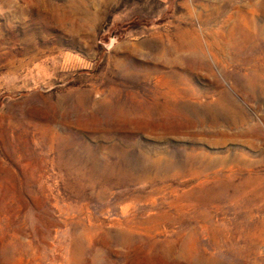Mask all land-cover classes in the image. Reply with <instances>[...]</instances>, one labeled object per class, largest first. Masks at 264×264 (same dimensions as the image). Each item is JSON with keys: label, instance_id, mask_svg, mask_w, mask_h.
Wrapping results in <instances>:
<instances>
[{"label": "rangeland", "instance_id": "obj_1", "mask_svg": "<svg viewBox=\"0 0 264 264\" xmlns=\"http://www.w3.org/2000/svg\"><path fill=\"white\" fill-rule=\"evenodd\" d=\"M168 84L201 116L165 135L98 110ZM120 142L212 166L91 175L83 146L111 165ZM222 235L264 264V0H0V264H190Z\"/></svg>", "mask_w": 264, "mask_h": 264}, {"label": "bare ground", "instance_id": "obj_2", "mask_svg": "<svg viewBox=\"0 0 264 264\" xmlns=\"http://www.w3.org/2000/svg\"><path fill=\"white\" fill-rule=\"evenodd\" d=\"M201 54H202L201 52L195 53L198 62L200 60V62L203 63L204 59ZM191 56L193 57V55ZM166 87H167L166 90H164L163 88H155L153 92L152 91L141 92L144 97V100L141 103L142 105L133 102V98L137 97L136 96L137 94H133L136 92H133L128 94L129 97L132 95L133 96L132 98L128 100H125V98L123 100V97L117 98L118 99L117 102H113L110 105L100 104L98 106V110L102 115L106 116L107 118L112 116L123 118L127 116V113L123 108V106L126 105V107L130 108V112L132 114L135 115L142 113V117L140 119L141 121L144 120L147 122L152 121L151 123H149L150 128H157L159 125H161L163 129V135H165L166 133V130L162 126V124L164 123L163 118L176 117V116H181L182 118H188L189 116L191 117L195 115L201 116V112L199 111V109H197L194 105L191 104L192 102L191 100H194V98H192L191 92L187 94L186 93L183 94L179 89L175 88V86L172 84H168ZM141 93L138 92V95H140ZM205 115L211 117L216 115V117H214L213 120H217L216 118H218L217 116L218 114L214 112L211 113L205 111ZM188 128L189 127L183 128L182 131L187 132ZM77 141L78 140L65 138L62 144L65 149L71 150V147L78 143ZM83 147H85L89 155V158H87L86 160L88 165L90 166L89 171L91 175L103 177L105 175L104 173L108 172L107 175L110 177L105 176L106 182H112L113 177L120 175H123L124 179L129 182L140 181L145 176L152 175L151 172H153V170H156L157 168L161 169L164 172L172 173L178 168L187 169L188 167H192L196 164L201 165L203 167L206 166V169H210V167L212 166L211 164L205 165L200 160L199 162H195L196 156H194L193 154H189V151L187 149L183 150V154H181V157H184V160L179 162V161L165 160L161 158L159 152L157 151L147 152L143 149L142 146H139L137 143H130V142L129 143L123 142L119 145L114 144L113 145L114 150L118 151L116 162L111 165H106L100 163L98 158H91L92 156L90 154L91 150L88 148V146H83ZM192 153L195 154V152ZM70 154L73 159L81 161L82 158L80 157L77 151L76 152L70 151ZM197 245L190 246L188 247V249L183 250V255L185 257L186 262L190 264H235L234 259L236 257V254L234 253V250L232 248L234 247V240L232 239L231 235L230 236L222 235L219 241L216 244H212V245L205 244L203 239H198ZM194 246H197V248L196 247L194 248Z\"/></svg>", "mask_w": 264, "mask_h": 264}]
</instances>
